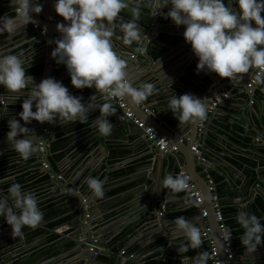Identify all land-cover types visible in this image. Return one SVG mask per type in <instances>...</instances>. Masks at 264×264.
<instances>
[{
    "label": "crops",
    "instance_id": "0c3cea01",
    "mask_svg": "<svg viewBox=\"0 0 264 264\" xmlns=\"http://www.w3.org/2000/svg\"><path fill=\"white\" fill-rule=\"evenodd\" d=\"M39 2L43 5L42 0H39ZM53 4L54 0H48L47 13H45L43 7L39 14L31 13L35 24H32V28L26 26L25 33L22 30H19L15 34H7L6 32L0 34V47L7 49L10 54H20L21 58L25 61V71L36 68L39 65H43V73L47 71L45 78L52 77L61 81L63 85L69 89L71 94L80 96L83 98L82 102H87L91 95L96 94V90L93 88L76 89L70 83V77L67 73L65 65L56 63L50 56L52 49L55 48V44L54 42L49 43V41H54L59 38L60 33L56 29V24L60 21H64L63 18L57 16L58 14L54 11ZM4 6L13 5L10 3V0H0V8ZM164 9H167V7ZM42 14L46 19L43 20L40 18V15ZM162 14L163 15L160 14L159 21L163 24L162 27H168L169 29L164 30L159 35V41H176V43L183 41L184 38L179 36V34H183L184 26H176L170 18H166L164 13ZM157 16L158 15H156V17ZM34 26H37L38 29H35ZM44 29H46V32L43 31ZM172 29H175L176 31ZM37 32H39L40 38L37 36ZM146 38V40H148V37ZM154 43V40L147 43L148 49L151 48ZM157 46L163 47L161 44H157ZM164 51H166V49H164ZM190 52H192L191 48L181 47L175 49L160 63L140 60L139 65L136 68L137 71L131 73L128 78L134 87L143 82H150L154 85V91L140 104L133 103L127 97L123 98L128 108L138 119L143 121L147 126L155 128L156 131L162 134L167 140L176 142V147L179 145L182 146V142H188L192 137H195V124L184 123L179 127V123L171 124L167 122V119L165 118H167V115L170 112L167 110V100L174 94L179 96L184 93H192L199 98H203L204 102L208 101V103L212 101V99L215 102L222 98V101L219 104H224L225 107L222 106L223 111L218 113L214 118L215 127L221 125L218 123L220 121L228 122L229 120L234 119V117L239 118L240 121L243 117L239 112V108L241 106L238 102L240 101V98L235 99L234 97H238L240 95L237 86L244 82L241 80L233 84L228 78H221L215 73L205 74L201 72V77L195 76L188 71L191 65L197 64V57H195L193 53V55H191ZM132 54L133 55L131 56H134V61H139L137 58L141 59V55L139 53L134 52ZM149 57H151V52ZM186 58L188 59L185 61ZM151 59L152 61L155 60L153 58ZM181 69L186 70L187 76L184 77ZM31 76H34L33 80L35 83L40 82L41 78H36V76L40 75ZM189 79L192 81H189ZM262 88H264V84H261L256 91L255 103L251 105V99L248 102V108H250V110L246 117V119H248L247 125L236 121V128L229 133V136L222 133L218 135L215 131L210 132L207 142L213 154L207 155L206 162L203 165L198 162L194 164L193 156H200V154L193 152V150L188 151V154L190 155L183 160L180 167L178 165L175 167L174 161L169 159L168 156L165 157L160 155L161 161L159 166H164L162 172L163 177L169 173L175 176L180 170L188 173L192 177L194 183L197 184L203 194L204 201L201 208L207 210L209 214L208 216H210L211 202L210 200L206 201V197L204 196L206 193H210L208 184L209 174L216 175L219 178L217 186L219 187L220 185H224L223 191H227V193L229 192L221 199L223 205L227 208L233 206L235 209L238 204L247 207L253 200L255 194L251 190L253 185H250L249 179L252 176H256L255 171L258 170L261 175L264 176V91L261 90ZM220 89L222 90L221 93L216 95ZM5 93L6 90L0 86V102L8 107L7 113L0 111V124L3 128L8 129L7 122L3 124L2 121H8L11 116L22 110L21 102L24 97L18 98L14 103V95L11 93L4 95ZM225 93L229 94L227 99L223 98ZM231 98H234V102L228 103L227 100ZM96 102H101L99 96L96 97ZM214 102H212V104ZM253 106L254 109L252 108ZM210 107L211 106H209V108ZM209 108L207 110V115L211 117L212 113H209ZM162 114H166L164 120L166 123L171 125L172 129H163L161 127V121H159L158 124L156 123V121H158V117ZM252 114L257 117H261L262 121L260 119H255L254 122L252 121L251 123L250 118ZM98 115V111L91 112L85 123L77 121L75 123L64 124L61 121H56L53 124H49L46 122V129L48 131L53 125L56 126L55 131L58 132L56 137L59 139L54 138L49 141L50 137L47 136V133H45V140L48 141V145L53 148L50 159H57V161L61 160L66 153L72 157L71 161L67 164L63 166L59 164L61 170H58L57 166L54 165L55 170L59 174L66 175V181L64 184H61L62 187L66 186L69 190L77 192V185L79 183V179L81 178L84 184V190L89 193L90 190L84 183L87 177L92 176L86 174L89 168L95 173V176L92 177L98 178L103 182L104 195L102 198H95L98 203L93 205L95 208L94 214L97 226L103 227H95L94 229L98 228L94 232L95 234L106 233L109 225L111 228H114L121 224L124 217H129L131 210L136 207L134 206V202H136L135 198L137 195V189H135V187L137 186L136 184L131 183L132 181L127 180L128 173H130L132 167H135L140 162H147V160H150L151 152L156 151L154 148L150 147V145L144 144H140L136 149H133L131 146L137 140L136 136L131 133L127 135L118 133L116 128H114V123L125 127L127 122L122 121L120 116H116V113L108 117L109 121L113 125V131L110 135L113 139L118 138L122 143L128 144L123 146L120 151L115 149L110 152V154L106 152V147L100 151L99 149L102 148L101 141L103 136L97 134L96 129L92 126L93 119H95ZM16 118L19 120L18 116ZM23 123L24 122L21 121V124ZM33 123L34 122L32 121L31 124ZM222 127L224 128V126ZM202 135L203 133L199 134L197 142L202 140ZM38 138V136L35 137V139ZM197 142L196 146L199 143ZM5 143V150L7 154L4 155L3 161L0 162V183H2L3 179L8 176H24L22 190L35 193L38 198V208L44 215L43 223H40L36 229L39 228V235H43L46 230H49L50 232L46 236L50 239V245L43 246L44 250L38 254L35 259L45 256H49L51 258L41 264H114L116 259L121 257V250L126 249L128 251L130 250L129 252L135 255L132 260V264H192V258L198 256L199 253L185 255L184 250H180L179 252L181 253V258H178L174 252H178L179 246L182 243H187L186 240L183 236H178L173 243L170 239H168V236L171 237V228L173 227L171 221L176 216L183 215L187 220L194 224L200 220L199 218L198 221L193 222L192 219H189L198 210L194 207L196 204L192 203L193 200L191 201V199H189L183 191L173 193L175 198L169 199V202L174 209L171 211L167 220H165V215H158L157 217L149 216L148 219L143 220L137 226L132 224L126 226L124 230L113 235L108 240L107 244L102 245L104 251L101 254L93 256L89 254L87 247L81 250L77 248L68 249L65 253H62L59 249L63 247V245L58 244L61 239L54 236L53 230H50L49 228H53L61 224L62 222L59 221L64 218L68 220L69 218L65 217L66 211L56 210L57 212H60L58 216L46 219V209H50L52 204L53 206H56V202H59V198L52 197V194L50 193V184H45V179H42V169L39 172L35 171L34 177L29 180L25 179L27 176L31 175L30 171L33 169L32 166L35 164L39 166L38 164L41 161L44 162V159L41 158L39 161L31 155L27 160H23L11 149L7 140H5ZM110 148H114V146H110ZM250 148L255 149V153L251 152ZM59 154L62 156L60 159L57 158V155ZM216 154L219 157L216 156ZM222 158H226L229 162L241 167L243 174L246 175L247 178H243L242 172H236L235 169H231L229 164H227L224 160L222 161ZM86 161L87 164L79 170V167L83 166V163ZM195 169L197 170V173L195 172ZM223 170L226 172L225 174L223 173ZM106 172L110 173V177L108 179L105 177ZM255 179L257 181L256 177ZM56 186H59V184H56ZM5 189L7 193L8 188L5 187ZM61 192L67 194L68 190ZM169 194H172L170 190L164 188V195L168 196ZM258 198L262 199L261 197H257L255 201ZM61 202L62 201L57 204H59V206H63L64 203ZM138 203L137 206H139ZM164 204L165 203H163V205ZM245 211L251 213L249 208ZM236 214L231 216V220L235 219ZM257 214L258 217L261 218L260 221H263L264 215H261L259 212H257ZM201 219H205L206 228H211L210 237L215 240L217 246H219V240L214 237V220H208V217H201ZM57 222L59 223L57 224ZM109 222L110 224L105 227L104 225ZM135 223H138V221ZM65 231L66 229H59L55 232L56 234H63ZM218 233L219 232L217 231V234ZM10 234V232H1L0 240L8 238ZM98 238L99 242L100 240H103V237ZM162 238L166 239V242L164 241L166 246H164L160 241ZM201 240L202 242H205L203 233H201ZM9 242L10 241H6L2 243L0 248L3 245L8 246ZM65 247H68V244H65ZM260 247H264V245L257 246L255 253H248L246 251L239 253L236 251V254L238 255V264H264V249H261ZM189 249L191 250V248ZM30 251L31 250H27L25 253ZM7 252L8 250L3 253ZM0 264L5 263L0 260ZM206 264H209L208 258L206 260Z\"/></svg>",
    "mask_w": 264,
    "mask_h": 264
},
{
    "label": "clouds",
    "instance_id": "9594fccd",
    "mask_svg": "<svg viewBox=\"0 0 264 264\" xmlns=\"http://www.w3.org/2000/svg\"><path fill=\"white\" fill-rule=\"evenodd\" d=\"M10 3L15 15L0 16V34H15L23 29L32 22L31 13L39 14L43 7L39 0H10ZM166 7L165 17L176 26H184V41L197 57V74L215 73L234 84L243 80L244 74L251 69V79L257 85L264 84V17L261 15L264 0H54V11L64 23L56 24L60 35L49 41L56 45L50 56L56 63L65 65L72 86L93 88L96 94L82 102V97L71 94L61 81L52 77L35 83L33 77L26 74L25 61L20 54H10L0 47V86L6 90L4 95L13 94L14 103L24 97L22 110L7 121L6 140L11 149L23 160L37 151L38 139L26 126L33 120L41 124L56 121L85 123L93 111L99 113L92 121L97 134L109 136L113 125L108 117L116 112L113 100L127 97L140 104L154 91L150 82L132 85L127 74L128 61L114 50L113 40L118 39L123 45L136 42L133 51L142 55L146 51L140 44L143 36L138 21L142 9L147 8L155 17ZM122 11H127L130 19L125 20L120 15ZM97 96L101 102H96ZM205 104L203 98L192 93L174 94L167 100V110L180 127L184 123L198 124L205 120ZM7 110L8 107L0 102V111L7 113ZM187 180L182 173L175 176L169 173L162 178L161 186L173 194L185 190ZM84 183L93 197H103L100 179L89 176ZM7 193L6 197L0 196V216L11 227V235L20 236L22 228L39 226L43 214L35 193L22 190L16 182L10 184ZM235 220L244 229L239 237L241 245L246 252L255 253L264 235L261 218L239 210ZM171 224V237L167 235L170 241L183 236L187 242L182 243L178 251L200 247L201 229L198 226L183 215L176 216ZM231 235L232 232L225 229L221 238L229 243ZM207 258L208 253L201 252L192 258V264H206Z\"/></svg>",
    "mask_w": 264,
    "mask_h": 264
},
{
    "label": "water",
    "instance_id": "95a60500",
    "mask_svg": "<svg viewBox=\"0 0 264 264\" xmlns=\"http://www.w3.org/2000/svg\"><path fill=\"white\" fill-rule=\"evenodd\" d=\"M43 1V10H45V13H47V3L48 0H42ZM227 2V0H226ZM228 6H234L229 4ZM167 9H162V13H166ZM15 13V11H14ZM120 15L125 19H130V14L127 11H122L120 13ZM163 15V14H161ZM262 17H264V12L261 13ZM59 16V15H57ZM41 19H46L45 16L40 15ZM62 18V17H61ZM160 19V14H158V16L155 18H153V16L148 12L147 8H143L142 9V15L138 21L139 26L141 28V36H143L142 40L140 41V44L142 46H144L146 48V51L141 55V59H139V61H134L133 59L130 58L131 55H133L132 53H134V49L137 47V43L134 42L132 45H123L122 42L118 39L113 40V44H114V50L120 54L122 57H125L128 61L127 63V74L128 77L130 76L131 73H134L137 68V66L139 65L140 60H146V61H150L153 63H160L162 62L166 57H168V55L170 53H172L175 49L181 48V47H186V48H190L189 44L185 43V41H181V42H177L176 41H167V40H163V41H159V35L164 31L169 29L168 27H162V23H160L159 21ZM32 24H35V21L32 19V22L28 23L26 26L27 27H33ZM26 26L21 29L24 33L26 30ZM174 31H176L175 29H172ZM151 32V34H150ZM149 35V36H148ZM37 36L40 38L39 36V32H37ZM179 36L183 37V34H179ZM148 37V40H146ZM154 40L155 43L154 45H162L164 47V49H166V51H164L159 58L155 59L154 61H152L150 56V50L147 47V43H149L150 41ZM55 44V43H54ZM56 46V45H55ZM191 55L192 52H190ZM154 59V58H153ZM188 58L185 59V61ZM182 70V74L185 76L186 75V70L185 69H181ZM46 72H44L42 75L40 76H36V78H45L46 77ZM251 74H252V70L250 69V72L248 74H244V79L242 80L241 85L237 86V89L239 90V96L238 97H234L235 99L240 98V101L238 102V104L240 103V108H239V112L240 114L243 116L241 118V120L239 121V118L234 117V119L229 120L228 122H223L220 121L218 122L219 124H221L218 127H215L214 125V118L216 117V115L220 112H222V106L225 107V105H221L218 104V106L214 109V111L211 114V117L209 115H207V110L209 108V106H211L212 101H210L208 103V101H205V107H207L206 110V121L207 124L204 128V132L202 137V140L198 143L197 142V138L200 134L199 132V124H195L194 128H195V137L191 138L188 142H182V146L179 145L178 148V152L173 153L171 155H168L169 159H172L174 161L175 167H177L176 165H178L180 167V164L183 162V160H185L188 155L189 152L193 149V147L196 146V142L198 143V147L197 150L199 153H201L202 157L206 158L208 154H213L212 150L210 149V147L208 146V136L210 134L211 131H215L218 135L220 133L225 134L227 136H229L230 132L233 131L236 128V121L243 123L245 125L248 124V119H246L247 114L249 113L250 108H248V102L249 100H256V91L258 90L260 85H257V87L253 90V95H249L246 92V86L249 83L250 79H251ZM34 78V76H32ZM213 79V78H212ZM189 81H192L191 79H189ZM221 89L216 93V95H219L221 93ZM234 98H231L229 100H227L228 103H233L234 102ZM208 104V105H207ZM116 116H120L121 114V110L118 108V106L116 105ZM254 109V106L252 107ZM166 117V114H162L160 117H158V121H156V123L158 124L159 121L162 122L161 127L163 129H172L171 125H169L168 123H166V121L164 120V118ZM251 123L252 121L254 122V120L256 119H260L262 121L261 117H257L256 115L251 116ZM3 124L5 122H7V120H3L2 121ZM33 124H28L27 127H30V129H32V132L35 133L36 136H38V140H37V144H38V148L37 151L32 154L33 158L37 159L40 161V159H44V162H46L49 165V169L48 170H44L43 173L44 174H48L51 173L55 176V179L53 178H49L47 180V183H51L50 186L54 187V184H59V186L57 187V191L59 193V197H64L63 199V206H60L59 209L61 211H68V213H66L65 217L69 218L68 220L62 222L61 224L53 227V228H49L50 230H53V235L56 237H59L61 240L58 244L63 245V247H61L59 250L62 253H65L66 250L68 249H83L86 246V244H91L93 238L96 237H103V240H100V245L102 246L103 244H107L108 240L115 234H117L118 232L124 230V228L130 224L132 225H139V223H141L143 220H146L149 218V216H158V215H165V220L168 219V217L170 216L171 211H173L174 208H172L171 204H170V200L169 199H174V195L173 194H169L168 196L164 195V188H162L161 186V180L163 178L162 176V172H163V165L159 166V163L161 161V156L158 154L157 151H153L151 152V158L150 160H147V162H140L139 164H137L135 167L131 168L130 173H128V177L127 180L128 181H132L131 183L136 184L137 187H135V189H137L136 193V202H134V206H136L135 208H133L131 210V214H129V217H124L123 221L121 222V224L119 226L116 227H110V222L107 223L106 225H104L105 227L107 225H109V227L106 230V233H100V234H95L94 232L96 231V229L98 228H102L103 226H97V221L95 220V214H94V204L98 203L95 199V197H93V195L90 193H86L83 191V189H81V184L79 183L77 185V192H73L71 190H69L66 186L62 187L61 184H64L65 182L58 180V173L55 170L54 165L57 166L58 170H61L57 161L53 158L50 159V155H52L51 153L53 152V148L52 146L48 145V141L45 140V129H46V122L41 124L40 122L34 121L33 120ZM126 126L123 127L122 125H118L114 123V128H116V130L118 131V133L127 135L129 133L133 134L136 136V141L134 142V144L131 146L133 149H136L140 144H144V145H150L149 142L146 141L144 135V130L139 129L138 126L133 123L130 120L125 121ZM37 123V124H36ZM257 124V123H256ZM224 126V128L222 127ZM258 126V125H257ZM56 126H52V128L49 129V134L47 136L50 137L49 141H51V139L57 138V131H55ZM9 129L3 128V126L0 124V162L3 161L4 159V155H6V150H5V140H6V133ZM114 140V142H113ZM124 140V139H122ZM117 141V142H115ZM230 141V140H229ZM113 142V143H111ZM171 145L175 146L176 142L173 141H169ZM232 142V141H230ZM102 145L99 150L102 151V149L104 147L105 150H107L106 152H108L110 154V152H112L113 150H118L120 151L123 146L127 145L128 143L124 144L121 142V140H119L118 138L113 139V137H111V135L105 137L103 136V139L101 141ZM111 143V144H110ZM178 145V144H177ZM110 146H114V148H110ZM41 148H43V150H41ZM187 150V153H186ZM251 152L255 153V149L250 148ZM210 151V152H209ZM180 152V153H179ZM216 156H218L216 154ZM132 157V156H131ZM166 157V156H165ZM219 157V156H218ZM194 158V164H196L197 161V155L193 156ZM225 161L227 164L230 165L231 169H235L236 172H242V168L239 166H236L235 164L229 162L226 158H222V161ZM87 164V161L85 163H83V167ZM81 167V169L83 168ZM129 171V170H128ZM195 172L197 173V170L195 169ZM92 171L89 168V170L87 171V174H91ZM223 173L225 174L226 172L223 170ZM256 173V178L258 181V184L255 183L253 185V187L251 188V190L253 191V193L255 194V196L253 197V200L248 204L247 207H242L240 204H238L236 206V210H247L248 208L253 210V205L255 203V199L257 197H261L264 200V176L261 175V173L257 170L255 171ZM243 174V172H242ZM92 176H95V173L93 172ZM245 176V177H244ZM105 177L108 179L110 177V173L106 172ZM255 177H251L249 180L251 181L253 178ZM64 178V176H63ZM121 178V177H120ZM243 178H247L246 175L243 174ZM122 179V178H121ZM7 179H3V182L0 183V196H7V193L4 189V184L6 183ZM16 182V181H14ZM62 191H67V194L61 193ZM52 192V190H51ZM61 193V194H60ZM53 196V195H52ZM206 197V201L211 202V207H210V216L208 217L209 219L214 220L213 222V227H214V237H216V239L219 240V250H220V260L222 264H230V262L228 261L227 257L224 255L223 252V243L221 240V236L220 233L217 234L218 230V222L216 220L215 217V210L213 208V202H212V194L210 193H206L205 196ZM239 198V197H238ZM204 199V198H203ZM192 201V199H191ZM139 202V203H138ZM137 203L139 204V206H137ZM163 203H165L163 205ZM192 203H195V201L193 200ZM194 205V204H193ZM132 207V204H131ZM198 211L192 215L191 218L193 222L198 221V219L200 218L199 222H197L195 225L198 226L201 229V233H203L206 230V226H205V219H201V213H200V209L199 206L195 205L194 206ZM58 208H56V210H59ZM246 212V211H245ZM209 215V214H208ZM44 218V215H43ZM186 219V218H185ZM0 221L1 222V230L0 233H7L10 232L11 233V227L9 225L6 224L4 217L0 216ZM136 221H138V223H135ZM43 223V219L42 222ZM95 227H98L96 229H94ZM39 228H35L32 229L31 232H33V234L31 236H29L28 233H23L20 236H16L13 237L11 234L8 236V238H3L2 240H0V243L5 242V241H10V242H14V240H17V247H15V245L13 246V250L8 252V254L4 255L1 257V260L5 263V264H15V262L20 259L21 262H26L28 260H31L33 258H35L38 254H40L43 250L45 245H50V239L48 237H46L50 232L49 230L44 231L43 235H35L34 233L38 230ZM59 229H66L65 232H63V234H56L55 231L59 230ZM213 231V229H212ZM163 234L165 235V233L163 232ZM29 236V239H28ZM167 238V237H166ZM169 239V237H168ZM162 242V244L164 246H166L165 242L166 239L162 238L160 240ZM165 241V242H164ZM174 241H172L173 243ZM171 243V242H169ZM65 244H70V247H65ZM261 249H264V247H260ZM27 250H31L28 253H25ZM175 255L178 258H181V253L178 251L174 252ZM51 257L49 256H45V257H41V258H37L35 260V264H41L42 262L47 261L48 259H50ZM87 264V263H86ZM114 264H132V261H128V262H123V258L122 257H118L115 261ZM191 264V263H190Z\"/></svg>",
    "mask_w": 264,
    "mask_h": 264
},
{
    "label": "built area",
    "instance_id": "2783aa9c",
    "mask_svg": "<svg viewBox=\"0 0 264 264\" xmlns=\"http://www.w3.org/2000/svg\"><path fill=\"white\" fill-rule=\"evenodd\" d=\"M59 23H64V21H60ZM34 28L38 29L37 26H34ZM131 58L133 59L134 56H131ZM256 87H257V84L254 82V80L250 79L249 83L246 86V92L249 95H253V90ZM228 97H229V94H226V93L223 96V98H225V99H227ZM221 101H222V98L215 101L211 105V107L209 108V113H212L214 111V109L218 106V104L221 103ZM113 103L115 105H117L118 108L121 110L120 119L122 121L130 120L133 123H135L138 126V128L144 130L145 139H147V141L150 143V147L154 148L158 152L159 155L168 156V155H171V154L177 152V147L171 145L169 140H167L162 134H160L158 131H156L155 128H153L152 126H147L143 121L138 119L135 116V114L128 108V106L126 105L123 98L118 99V100L114 99ZM250 103H251V105H253L255 103V101L251 100ZM206 124H207L206 119L200 122V124H199V132L200 133L204 132V128H205ZM148 127H151L152 129H149ZM45 133L49 134V131L47 129H45ZM198 146L199 145L197 144V146L193 147L192 150H193V152L200 154V156H197V161H198V163L203 165L206 162V158L202 157L201 153L198 152V150H197ZM41 150H43V148H41ZM43 166L45 168H47L46 164H43ZM181 173L188 177L187 188L185 190H183V192L186 194V196L189 199L194 200L195 204L197 206H199V208H201L203 201H204L203 194H202L201 190L199 189L197 184L194 183L192 177L188 173L180 170L178 174H181ZM208 184H209V190L212 194L213 208L215 210L216 220L219 224L218 230H219V233L221 236L223 231L225 229L229 230V228L226 226L225 219H224L223 214H222V207L220 205V199L218 197L217 189H216L217 185L215 184L213 179L210 177V175L208 177ZM242 206H244V205H242ZM200 213H201L202 218H206L208 216V212L205 209L201 208ZM210 232H211V228H206L205 232H203V238L205 239V242L207 243V247L209 249L208 250L209 264H222L221 260H220V250L217 246L216 241L210 237ZM234 238H235V236H234L233 232H232L231 239H230L229 243L226 241H223L221 238L222 243H223L224 255L227 257L230 264H238V262H237V256L238 255L236 254V251L233 247ZM86 246H87V251L89 252V254H91L93 256H97L104 251L103 247L100 245L98 237L93 238L92 243L86 244ZM120 256L123 258L124 263L128 262V261H132L135 257V255L133 253H128L127 250H121Z\"/></svg>",
    "mask_w": 264,
    "mask_h": 264
},
{
    "label": "trees",
    "instance_id": "16d2710c",
    "mask_svg": "<svg viewBox=\"0 0 264 264\" xmlns=\"http://www.w3.org/2000/svg\"><path fill=\"white\" fill-rule=\"evenodd\" d=\"M14 15V9H13V6H4V7H1L0 8V16H13ZM149 50L151 51V55L154 59H157L160 57V55L164 52V48L161 47V46H157V45H153L151 48H149ZM196 65H191L188 69V71L192 74H194L195 76H202L201 73L197 74L196 72ZM44 71V68H43V65H39L37 66L36 68H32V69H29L26 71V74L28 75H41ZM167 122L168 123H171V124H175V123H179L177 121V119L171 114V112H169V114L167 115ZM61 155L57 156L58 158L60 157ZM210 177L213 179V181L215 182V184L217 185V183L219 182V178L214 175V174H209ZM254 177V176H253ZM24 178V177H23ZM22 181V177H20L18 179V182H21ZM255 183H257L256 179L253 178L251 181H250V185H254ZM10 186V184L6 185V187L8 188ZM223 187L224 185H220L219 187L216 186V189H217V194H218V197L220 199V205L222 207V214H223V217L225 219V224L226 226L229 228V230H231L235 236L234 240H233V247L235 249V251L239 252V253H242L245 251V249L243 248V246L241 245L240 243V240H239V237L243 234L244 232V229L238 224L236 223V220L233 219L231 220V216L232 215H235L237 210L232 206V207H225L223 205V203L221 202V199L223 196L227 195V191L224 192L223 191ZM251 213L255 214L258 216L257 212L261 213V215H264V201L260 198H258L254 205H253V210H251ZM46 219H51L53 217H56L60 214V212H51L49 211V209H46ZM66 219H62L60 220L59 222H63L65 221ZM57 222V224L59 223ZM262 225H264V220L263 221H260ZM33 228H28V227H24L22 228V232H26L27 230H32ZM39 230H37L34 234L35 235H39ZM261 245H264V235H262V243ZM261 245H258V246H261ZM68 247H70V244H68ZM7 249V246L3 245L1 248H0V259H1V256L4 255V251H6ZM127 250V249H126ZM208 247L206 246V243L205 242H202L200 247L196 248V249H189L187 251H184V254L185 255H193V254H197V253H201V252H207L208 253ZM130 251V250H129ZM128 250L127 252L130 253ZM35 258L31 259V260H28L26 262H21L20 259H18L15 264H34L35 263ZM158 264V263H156ZM160 264V263H159Z\"/></svg>",
    "mask_w": 264,
    "mask_h": 264
},
{
    "label": "flooded vegetation",
    "instance_id": "af4514ba",
    "mask_svg": "<svg viewBox=\"0 0 264 264\" xmlns=\"http://www.w3.org/2000/svg\"><path fill=\"white\" fill-rule=\"evenodd\" d=\"M58 138V137H57ZM59 139V138H58ZM64 152V151H63ZM64 153H66V152H64ZM60 155V154H59ZM59 155H57V156H59ZM58 158V157H57ZM60 158H62V156L61 157H59L58 159H60ZM71 159H72V157H71V155H69L68 153H66L65 154V156L61 159V160H58L57 161V159H55L56 161H57V163H58V165L60 164L61 166H63V165H65V164H67L69 161H71ZM29 163V162H28ZM31 164V163H30ZM43 164H46L47 165V168H45L44 166H43ZM36 165V164H35ZM35 165H33L32 167H33V169H32V171H30V176H27V178H25V179H30V178H32V177H34V174H35V171H41V169H42V171H44V170H48L49 169V165L46 163V162H43V161H41L38 165L39 166H35ZM60 165H59V167H60ZM81 167H83V166H81ZM81 167H79V170L81 169ZM60 169H61V167H60ZM57 172V171H56ZM58 173V172H57ZM93 173V172H92ZM92 173L90 174V175H92ZM86 174H87V172H86ZM41 175H42V179H45V184H49V183H47V180L49 179V178H54L55 179V176L53 175V174H51V173H48V174H44L43 172H41ZM58 175L59 176H57L58 177V180H63L64 182L66 181L65 180V177H66V175H64V174H59L58 173ZM63 176H64V178H63ZM20 177H22V181L21 182H18V179L20 178ZM23 177L24 176H19V175H12V176H8V177H5L4 178V180L5 179H7V181H6V183L4 184V189H5V187H6V185H8V184H11V183H13L14 181H16V183H19L20 185H21V188L23 187ZM62 181V182H63ZM79 183L81 184V189H83V191L84 192H86V193H88V191H85L84 189V184H83V181L81 180V178L79 179ZM78 183V184H79ZM51 184V183H50ZM57 184V183H56ZM56 184H54V187H51L50 186V193L53 195L52 197H57V198H59V202L60 201H62L63 202V199H64V197L65 196H63V197H59V193H58V191L56 190L57 189V187L58 186H56ZM6 190V189H5ZM51 190H52V192H51ZM62 191V190H61ZM62 193V192H61ZM64 193V192H63ZM91 192H89L88 194H90ZM65 194V193H64ZM59 202H56V206H53V204H52V206H51V208L49 209L51 212H54V211H56V208H58L59 209V204H57V203H59ZM61 202V203H62ZM60 210V209H59ZM66 213H68V211H66ZM65 213V214H66ZM1 222L2 221H0V226H1ZM1 228L2 227H0V230H1ZM32 230H27L26 232H23V233H28L29 234V236H31L32 234H33V232H31ZM29 236H28V238H29ZM6 242V241H5ZM2 243H4V242H2ZM2 243H0V245L2 244ZM16 243H17V240H14V242L12 243V242H9V245L7 246V249L6 250H8V252H10V251H12L14 248H13V246L15 245V247H17V245H16ZM8 252L7 253H4V255H6V254H8ZM4 255H2V256H4ZM1 256V257H2ZM1 260V259H0ZM2 261V260H1Z\"/></svg>",
    "mask_w": 264,
    "mask_h": 264
}]
</instances>
